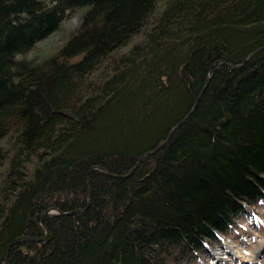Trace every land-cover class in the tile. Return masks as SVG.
Listing matches in <instances>:
<instances>
[{
    "label": "trees",
    "instance_id": "1",
    "mask_svg": "<svg viewBox=\"0 0 264 264\" xmlns=\"http://www.w3.org/2000/svg\"><path fill=\"white\" fill-rule=\"evenodd\" d=\"M262 44L264 0H0V264H193L257 223Z\"/></svg>",
    "mask_w": 264,
    "mask_h": 264
},
{
    "label": "rangeland",
    "instance_id": "2",
    "mask_svg": "<svg viewBox=\"0 0 264 264\" xmlns=\"http://www.w3.org/2000/svg\"><path fill=\"white\" fill-rule=\"evenodd\" d=\"M82 15L72 11L63 20L62 29L68 30L79 26ZM61 30L51 32L38 40L35 46L18 57L39 58L53 51L63 41ZM257 223L242 217L237 231L224 239L220 245L207 248L193 264H264V205L257 206Z\"/></svg>",
    "mask_w": 264,
    "mask_h": 264
},
{
    "label": "water",
    "instance_id": "3",
    "mask_svg": "<svg viewBox=\"0 0 264 264\" xmlns=\"http://www.w3.org/2000/svg\"><path fill=\"white\" fill-rule=\"evenodd\" d=\"M263 47H264V44H262L261 46L257 47L254 51H257V50H259V49H261V48H263ZM250 54H251V53H250ZM250 54H249V55H250ZM249 55H247V56H245V57L243 58V62H242V63H244V62L247 60V58L249 57ZM242 63H241V64H242ZM229 65H231V66H236V65H240V64H232V63H229ZM207 80H208V78H207ZM207 80L205 81L204 86L206 85ZM204 86H203V88H204ZM191 109H192V108H191ZM191 109L189 110V112H188L187 114L190 113ZM186 116H187V115H186ZM186 116H185V117H186ZM185 117H183L182 119H180L178 123L182 122V121L185 119ZM172 129H173V128H172ZM172 129H171V131H172ZM171 131H170V133H171ZM170 133H169V135H170ZM167 137H168V136H167ZM166 140H167V138H165V139H164V140H163L158 146H156L153 150H155V149H157L158 147L162 146V145L165 143ZM153 150H152V151H153ZM140 157H142V155H141ZM137 162H138V160L133 164V166L131 167V169H130L129 172H131V171L134 169V167L137 165ZM96 167L102 169L103 171H106V168H105L104 166L96 165ZM90 192H91V188H90V186H89V194H88V195H90ZM87 203H89V196H88ZM77 210H79V208L75 209V211H77ZM46 212H47V211H46ZM46 212H45V213H46ZM17 239H33V238H32V237H29V236L21 235V236H18V237H16V238H14L12 241L17 240ZM6 251H7V250H6Z\"/></svg>",
    "mask_w": 264,
    "mask_h": 264
}]
</instances>
